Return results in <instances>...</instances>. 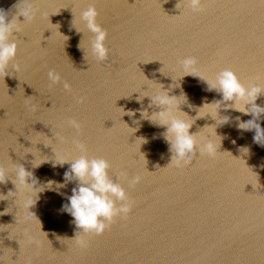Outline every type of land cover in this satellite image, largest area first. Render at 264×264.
Segmentation results:
<instances>
[{"label":"water","instance_id":"obj_1","mask_svg":"<svg viewBox=\"0 0 264 264\" xmlns=\"http://www.w3.org/2000/svg\"><path fill=\"white\" fill-rule=\"evenodd\" d=\"M15 3L0 0V9ZM89 3L107 31L109 54L102 63L84 56L91 33L79 16ZM33 7L35 19L13 34L20 70L9 65V75L0 76L4 180L15 163L40 184L63 182L69 165L53 167L52 159L78 157L73 143L78 140L89 157L109 161V176L133 204L126 218L116 217L102 235L87 236L86 247H80L72 217L60 211L74 182L59 189L61 194L39 193L29 209L34 214L25 207L31 194L19 185L15 191L11 179L0 183V264H264V147L253 142L254 130H238L235 119L247 121L251 115L220 109V116L231 118L216 128L221 152L197 154L176 168L160 135L165 129L147 120L137 125L133 120H139V112L121 117L119 109L141 108L135 100L139 93L125 96L151 91L145 76L165 87L171 77L180 83L170 94L183 90L193 105L181 106L189 116L202 103L221 99L198 77H182L186 72L180 61L187 57L195 59L193 75L212 80L230 69L245 86L264 89V2L203 0L199 13L188 10L184 0H34ZM73 17L83 33L72 28ZM50 70L60 75L59 84L50 85ZM256 103L264 107V93ZM68 119L80 123L79 131L67 126ZM123 122L137 130L131 135ZM259 123L264 129V115ZM213 124L206 115L190 133L199 143L211 134L202 127ZM138 137L147 142L140 145ZM213 139L219 143V137ZM240 146H247L248 153H241ZM34 159L50 160L33 168ZM119 173L124 175L118 179ZM134 176L141 179L129 187Z\"/></svg>","mask_w":264,"mask_h":264},{"label":"clouds","instance_id":"obj_2","mask_svg":"<svg viewBox=\"0 0 264 264\" xmlns=\"http://www.w3.org/2000/svg\"><path fill=\"white\" fill-rule=\"evenodd\" d=\"M33 3L34 0H16V3L12 6L14 12L12 9H0V76H3V78L9 75L5 72L9 65L15 72L20 70V65L14 62L18 44L13 34L20 33L22 26L26 22H31L35 19L38 10L33 7ZM184 3L186 8L192 13L202 11L203 0H184ZM18 17H23V21L21 22ZM97 17L98 12L92 3H89L88 7L80 12L79 20L83 23L84 28L91 33V38L88 42L87 53L81 48V41L78 47L84 50L85 59L86 55H89L94 61L102 63L107 60L109 49L105 45L107 31L97 22ZM71 26L77 33H83L76 26L74 17ZM59 34L65 37L66 40L68 39L67 36L62 35L60 32ZM180 63L186 72L182 77L186 75L198 77L207 84V91L214 90L220 95L221 99L202 103L201 106L195 109L196 115L189 116L188 113L182 110L181 106L187 105L189 109H192L193 105L188 102L183 90H181L179 95L170 94L173 89L180 88V83L177 84L171 77L172 83L165 87L162 83L149 79L144 75L151 91L135 90L125 96L131 98L132 93H139L135 100L142 106L139 109H129L127 111L119 108L121 117L127 115L132 118L139 112V120L134 119L133 123L139 125L140 120H147L154 126L163 127L165 130L160 135L168 145V151L171 154L169 164L176 168L185 167L197 154L213 157L217 152H221L222 137L217 134L216 128L228 124L231 119L229 116L219 115V110L222 108L226 111L232 109L244 115H251V119L247 121H241L240 117H236V128L242 131L254 130L253 142L264 147V129L261 128L259 123L262 115H264V107L256 103L258 97L264 93V89L257 84L245 86L230 69L219 71L212 80L203 75H193L191 69L195 64V59L192 57L184 58ZM47 77L50 85H56L61 82L60 75L53 70L48 71ZM63 88L65 91H70L71 86L64 82ZM145 98H148L147 107L143 106ZM149 109L153 110L150 112ZM206 115L210 116L215 121V124L202 127L210 128L211 134L203 137L198 143L196 133H190V129L197 119L204 118ZM66 124L77 131L80 129V123L75 119H68ZM124 124L131 131V135L137 130L129 127L126 123ZM213 137H219L218 144ZM137 140L142 141L140 145L147 142L143 137H138L135 142ZM73 143L80 151L78 157L52 159L53 167L69 165L63 173V182L48 180L40 184L32 172L27 171L23 165L15 163L9 167V179L12 180L15 191L17 190V185H19L25 193L32 195L33 198L25 200V207H27L28 211L39 199V193L50 190L61 194L59 189L66 187L68 183L74 182L75 187L72 188L71 195L66 197L67 203L61 205L60 211L72 217L71 222L76 229L74 239L77 245L86 247L87 241L85 238L87 236L102 235L116 217L126 218L131 211L133 201L121 184L109 176L111 165L108 160L102 157H89L83 143L78 140H74ZM239 151L247 154L249 150L247 146H240ZM49 160H41L39 163H35L34 159L32 166L37 168ZM4 173L5 169L0 165V183L9 180H4ZM122 175L124 174L119 173L117 178L119 179ZM140 179V176H134L129 182V187L139 183ZM77 233H81L80 238H77Z\"/></svg>","mask_w":264,"mask_h":264}]
</instances>
